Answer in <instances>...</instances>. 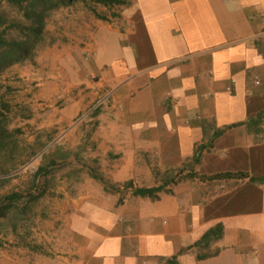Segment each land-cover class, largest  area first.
I'll use <instances>...</instances> for the list:
<instances>
[{"label":"crops","instance_id":"obj_1","mask_svg":"<svg viewBox=\"0 0 264 264\" xmlns=\"http://www.w3.org/2000/svg\"><path fill=\"white\" fill-rule=\"evenodd\" d=\"M118 4L109 32L92 34L96 89L118 110L96 137L98 173L75 180L76 196L68 172L42 184L61 192L42 232L51 247L0 264H264V0ZM218 223L220 238L194 246Z\"/></svg>","mask_w":264,"mask_h":264},{"label":"rangeland","instance_id":"obj_2","mask_svg":"<svg viewBox=\"0 0 264 264\" xmlns=\"http://www.w3.org/2000/svg\"><path fill=\"white\" fill-rule=\"evenodd\" d=\"M98 2L0 0L5 37L16 43L0 51V202L16 195L0 216V258L18 247H51L42 232L55 213L53 198L61 192L42 184L68 172V192L76 196L73 185L82 173H98L96 137L115 130L118 110L107 88L96 89L100 77L90 68L91 47L95 30L106 35L122 6ZM84 31L86 38L80 40ZM79 41L88 49L76 57ZM82 63L89 67L84 76L76 72Z\"/></svg>","mask_w":264,"mask_h":264},{"label":"trees","instance_id":"obj_3","mask_svg":"<svg viewBox=\"0 0 264 264\" xmlns=\"http://www.w3.org/2000/svg\"><path fill=\"white\" fill-rule=\"evenodd\" d=\"M14 4H21L23 1L25 0H8ZM65 1V0H63ZM100 2L102 3H113V2H120V0H99ZM7 22V19L5 17H3L1 14H0V51L8 46V45H12V44H16L14 42H10L6 39L5 37V34H4V27L2 28V26ZM262 114L258 115L256 118L254 119H251L249 121L250 124H254V123H257L261 118H262ZM248 123V124H249ZM220 176H227V177H230V176H238V177H244L246 176L245 173H242V172H239V173H225V174H218L216 176H213L214 178L215 177H220ZM213 177H209V178H213ZM252 180H255V178L251 177ZM259 180H264V177L260 178ZM159 190V188H152V189H140L137 191V193L139 194H153L154 191H157ZM16 195L15 194H12V195H8L6 197V200H4L3 202H0V216L5 214L6 210L9 208L10 206V202L9 200H12L14 199ZM222 232H223V226L222 224L218 223L216 224L215 226L209 228L208 230H206L204 232V234L201 236V238L199 240H197L195 243H194V246H208L209 243L213 240H217L218 238H220V236L222 235ZM202 257V255H200ZM204 256V254H203ZM168 263L170 264H177L176 261H175V257L173 259H171Z\"/></svg>","mask_w":264,"mask_h":264}]
</instances>
